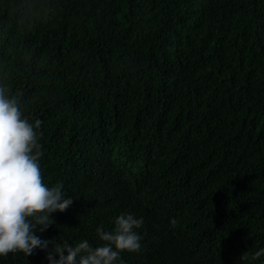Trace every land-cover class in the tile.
<instances>
[{
	"label": "trees",
	"instance_id": "obj_1",
	"mask_svg": "<svg viewBox=\"0 0 264 264\" xmlns=\"http://www.w3.org/2000/svg\"><path fill=\"white\" fill-rule=\"evenodd\" d=\"M0 86L73 198L41 239L133 214L123 264H264V0H0Z\"/></svg>",
	"mask_w": 264,
	"mask_h": 264
},
{
	"label": "clouds",
	"instance_id": "obj_2",
	"mask_svg": "<svg viewBox=\"0 0 264 264\" xmlns=\"http://www.w3.org/2000/svg\"><path fill=\"white\" fill-rule=\"evenodd\" d=\"M41 124L39 119L30 123L19 100L0 86V257L17 252L30 256L39 249L47 253L49 264H123L122 252L141 250L142 237L136 229L143 226L142 217L121 214L110 231L98 226L96 233L104 243L96 247L88 240L73 246L36 234L55 223L53 213H63L73 204V198L62 191L63 184L49 187L44 183L39 163ZM261 255L264 249L254 259Z\"/></svg>",
	"mask_w": 264,
	"mask_h": 264
},
{
	"label": "bare ground",
	"instance_id": "obj_3",
	"mask_svg": "<svg viewBox=\"0 0 264 264\" xmlns=\"http://www.w3.org/2000/svg\"><path fill=\"white\" fill-rule=\"evenodd\" d=\"M84 158V157H83Z\"/></svg>",
	"mask_w": 264,
	"mask_h": 264
}]
</instances>
